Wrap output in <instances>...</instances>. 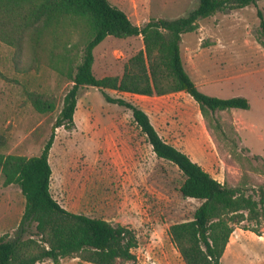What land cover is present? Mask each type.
<instances>
[{
	"label": "rangeland",
	"instance_id": "1",
	"mask_svg": "<svg viewBox=\"0 0 264 264\" xmlns=\"http://www.w3.org/2000/svg\"><path fill=\"white\" fill-rule=\"evenodd\" d=\"M110 1L140 25L153 17L187 15L199 3ZM259 7L264 11V0ZM257 12L256 5L218 12L201 19L181 41L185 67L203 92L245 96L250 108L208 117L186 91L141 95L106 89L144 109L164 139L230 185L264 184V36ZM142 48L141 35L108 36L94 49V73L122 76L127 60ZM0 71V153L39 155L54 135L51 186L64 207L134 228L138 236L134 264H186L169 228L192 219L201 200L182 194L183 173L155 154L132 110L108 102L98 87L85 85L78 92L75 126L56 127L73 81L46 61L35 63L28 40L19 50L0 39ZM36 101L51 106L41 111ZM217 123L223 131H235L238 146L222 136ZM25 207L20 186L6 184L0 170V236L16 235ZM261 231L236 226L221 264H264V225ZM35 264L55 263L44 259ZM61 264L94 263L71 255Z\"/></svg>",
	"mask_w": 264,
	"mask_h": 264
},
{
	"label": "trees",
	"instance_id": "2",
	"mask_svg": "<svg viewBox=\"0 0 264 264\" xmlns=\"http://www.w3.org/2000/svg\"><path fill=\"white\" fill-rule=\"evenodd\" d=\"M261 1L199 0L187 15L174 19L153 17L140 25L110 0H0V39L19 50L25 41H30L35 63L46 61L73 81L56 127H74L79 89L85 85L98 87L108 102L132 110L155 154L177 165L183 173L182 194L201 200L192 219L175 222L169 228L186 264H221L238 225L262 234L264 184L248 185L243 181L230 185L220 181L188 153L164 139L144 109L123 97L112 96L106 89L141 95L186 91L208 117L218 111L250 108L245 96L224 98L203 92L185 67L181 41L183 34L199 27L201 19L248 5L258 7L264 36ZM110 35L119 38L141 35L144 48L127 60L122 76L98 77L93 70L94 49ZM49 105L35 102L41 111ZM217 127L225 139L238 146L234 130L223 131L220 123ZM53 142L54 135L41 154L30 157L0 153L5 183L18 184L26 198L16 235L0 236V264H35L44 259L61 264L62 258L71 255L94 264H134L137 260L134 248L138 246L134 228L73 212L54 196L49 161Z\"/></svg>",
	"mask_w": 264,
	"mask_h": 264
},
{
	"label": "crops",
	"instance_id": "3",
	"mask_svg": "<svg viewBox=\"0 0 264 264\" xmlns=\"http://www.w3.org/2000/svg\"><path fill=\"white\" fill-rule=\"evenodd\" d=\"M51 188H52V186H51Z\"/></svg>",
	"mask_w": 264,
	"mask_h": 264
}]
</instances>
